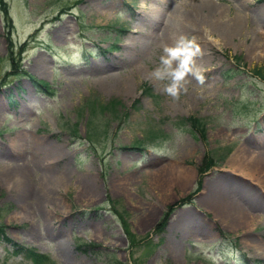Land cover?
<instances>
[{
	"label": "rangeland",
	"instance_id": "1",
	"mask_svg": "<svg viewBox=\"0 0 264 264\" xmlns=\"http://www.w3.org/2000/svg\"><path fill=\"white\" fill-rule=\"evenodd\" d=\"M3 1L0 264H32L10 242L49 264H264V0ZM180 36L204 81L177 99L151 73ZM17 166L32 191L55 180L38 213L4 177ZM217 188L242 218L214 211Z\"/></svg>",
	"mask_w": 264,
	"mask_h": 264
},
{
	"label": "bare ground",
	"instance_id": "2",
	"mask_svg": "<svg viewBox=\"0 0 264 264\" xmlns=\"http://www.w3.org/2000/svg\"><path fill=\"white\" fill-rule=\"evenodd\" d=\"M170 13H171V19L174 21L176 16L179 13V9H173ZM182 13L183 12H181V14ZM194 16L200 18L202 23L208 22L212 30L217 32L222 37H227L230 33H233L239 29V27H237L239 24L237 19L234 21V25H231V24L226 25L220 22V20L217 17H211V14L209 12L200 13V17L198 16V13ZM183 18L186 20V22H188L190 27H193V28L196 27L193 25L195 23L194 19H191L188 16H184ZM163 21L162 20L160 21V23L157 25V28L159 27L161 23L163 24ZM148 22L149 20H146V24ZM172 27L173 25L168 26L166 30L164 31L162 30V33L157 35L158 40L160 41L166 40L167 34L172 29ZM261 147L264 148V146H261ZM52 153H53L52 150H47L45 151V156L51 157ZM261 153H264V150L256 153L254 157L264 162V157L262 156L263 154ZM23 171H24L23 167L17 166L13 169L6 171L4 173V177L7 182H10L12 184L13 187H18V191H20V193L23 194V197L28 198L29 196L31 200L36 202V205L38 206L36 208V212L38 213L40 212L42 206L44 207L45 205H50L49 203L52 202L51 190L55 186V182H54L55 180L48 179L47 180L48 185L45 182L44 188H42V190L32 191L30 189V183H29L28 177H26ZM222 183L227 184V181L222 180ZM235 188L237 190L239 189V191L245 190V187L235 186ZM215 195L218 196L217 198L218 200L217 201L211 200V205L212 207H214V211H216L219 215L224 216L225 218H229L231 220H236V219H240L243 217V214H241L238 211L239 209H236L238 206H240V204L237 201H233L232 199L227 198L226 196L222 197L224 193L222 192L221 188H219L218 191H216Z\"/></svg>",
	"mask_w": 264,
	"mask_h": 264
},
{
	"label": "clouds",
	"instance_id": "3",
	"mask_svg": "<svg viewBox=\"0 0 264 264\" xmlns=\"http://www.w3.org/2000/svg\"><path fill=\"white\" fill-rule=\"evenodd\" d=\"M160 57V67L151 76L157 81L167 80L165 91L174 98H179L181 90L187 91L185 84L189 75L195 76L201 83L204 78L196 65V57L202 55L196 38L180 36L173 46H165Z\"/></svg>",
	"mask_w": 264,
	"mask_h": 264
},
{
	"label": "trees",
	"instance_id": "4",
	"mask_svg": "<svg viewBox=\"0 0 264 264\" xmlns=\"http://www.w3.org/2000/svg\"><path fill=\"white\" fill-rule=\"evenodd\" d=\"M0 11L4 14L5 19H7V17H6L7 7H6V3L3 0H0ZM254 72L257 75V77H259L260 79L264 80V73H263V68L262 67L254 69ZM143 93H148V91L146 89H144ZM88 106H90V105H88ZM202 125H203V123L199 122L198 126L201 127ZM91 135L94 136L93 134H91ZM92 136H90V134H89L88 138H92ZM134 149L140 150L141 148L134 147ZM198 185H199V183H198ZM168 215H169L168 212H166L164 214V216L162 217L160 222L157 224V228H161L163 225H165V223H166V221H167V219L169 217ZM127 233H129V232H127ZM0 238L6 239V237L3 234L2 225H0ZM130 239L132 241V236L130 237ZM10 243H11V247L13 248L15 253L22 254L23 257L26 260H29L32 264H49L48 258L46 256H44L43 254H40L39 252H37L35 249L27 248V247L22 246V245H17L16 243H13V242H10ZM133 264H141V263L139 262V260H134Z\"/></svg>",
	"mask_w": 264,
	"mask_h": 264
}]
</instances>
